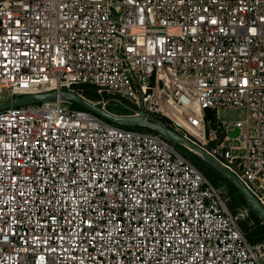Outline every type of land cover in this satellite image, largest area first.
<instances>
[{"label": "built area", "instance_id": "built-area-1", "mask_svg": "<svg viewBox=\"0 0 264 264\" xmlns=\"http://www.w3.org/2000/svg\"><path fill=\"white\" fill-rule=\"evenodd\" d=\"M77 84L198 144L264 206V0H0V103ZM230 200L155 131L61 99L0 110V264H264Z\"/></svg>", "mask_w": 264, "mask_h": 264}, {"label": "water", "instance_id": "water-1", "mask_svg": "<svg viewBox=\"0 0 264 264\" xmlns=\"http://www.w3.org/2000/svg\"><path fill=\"white\" fill-rule=\"evenodd\" d=\"M57 99L66 100L78 104L81 108L90 110L98 114L99 116H102L106 120L120 126L132 127L135 125H139L146 128H150L155 132L165 136L169 140L195 152L209 167L218 172L221 176H223L232 185L236 187L239 193H241V195L245 198L248 205L252 208L253 211L257 213V215L261 218L262 222L264 223V206L254 196V194L244 185V183L235 173H233L222 162L213 157L201 146L194 143L181 133L175 131L170 126L157 120L151 119L143 110L140 111V115H116L106 110L103 106L97 105L94 101L87 98L86 96L80 93H76L74 91L67 90L47 91L43 93L27 94L21 97L13 98L12 100L1 102L0 110H4L11 106L38 104L44 101H51Z\"/></svg>", "mask_w": 264, "mask_h": 264}, {"label": "trees", "instance_id": "trees-1", "mask_svg": "<svg viewBox=\"0 0 264 264\" xmlns=\"http://www.w3.org/2000/svg\"><path fill=\"white\" fill-rule=\"evenodd\" d=\"M74 89L79 92L80 94L86 96L87 98L94 100V101H99L101 100V95L98 93L97 88L93 85L90 84H77L74 86ZM77 107L81 108L78 104H75ZM137 127H142L146 128L143 126H137ZM148 131H153L150 128H146ZM188 151H190L188 148L184 147ZM192 152L195 157L199 160L202 161V159L193 151ZM198 167V166H197ZM199 168V167H198ZM211 169V168H210ZM202 170V169H201ZM203 171V170H202ZM213 171V172H212ZM210 173H205L215 184L218 183H224L227 184L232 200H230V207L232 210H236L237 207L239 206H249L245 198L239 193V191L236 189L234 185H232L227 179H225L223 176H221L218 172L215 170H212ZM250 207V206H249ZM251 208V207H250ZM252 220L254 222L253 225H249V221ZM250 220L247 221H240V225L244 233L246 234L248 240L252 244H256L258 242H261L264 240V223L262 222L261 218L257 215L255 211L252 210L251 208V213H250Z\"/></svg>", "mask_w": 264, "mask_h": 264}, {"label": "rangeland", "instance_id": "rangeland-1", "mask_svg": "<svg viewBox=\"0 0 264 264\" xmlns=\"http://www.w3.org/2000/svg\"><path fill=\"white\" fill-rule=\"evenodd\" d=\"M107 99H109V97L105 96L104 101H105V109L108 110L109 112L116 114V115H131L132 112L129 110V108L127 106H125L124 104L120 103L117 99L115 98H110L108 101ZM94 101V100H92ZM96 102V101H95ZM70 104L73 107L79 108L76 105H74V103L70 102ZM100 106H103V103H101ZM244 117V112L240 109H231V110H223L221 112V119L222 120H226L227 122H232V121H236V120H240ZM139 125H135L132 126L133 128H140L143 130H147L146 128H142V127H137ZM240 133V129L238 127L234 128L233 130H231L229 132L231 137H236L237 135H239ZM173 142V141H171ZM177 148L187 157L189 158L196 166H198L200 169L203 170V172L205 173H210L213 169L211 167H209L204 161H199L195 155L188 151L187 149L184 148V146L179 145L175 142H173ZM211 168V169H210ZM213 172V171H212ZM217 185L222 186V189L226 192L227 195L230 196V199L232 200L229 188L227 186V184L224 183H218ZM238 208V207H237ZM236 208V209H237ZM235 211V210H234ZM249 221V218H245L242 219L241 221ZM254 222H252V220L249 221V225H253ZM259 243V242H258ZM257 244V243H256Z\"/></svg>", "mask_w": 264, "mask_h": 264}, {"label": "snow or ice", "instance_id": "snow-or-ice-1", "mask_svg": "<svg viewBox=\"0 0 264 264\" xmlns=\"http://www.w3.org/2000/svg\"><path fill=\"white\" fill-rule=\"evenodd\" d=\"M211 23L215 24L216 21L215 20H212ZM252 31H255V29H253ZM102 187V186H101ZM169 215H171V213H169Z\"/></svg>", "mask_w": 264, "mask_h": 264}]
</instances>
